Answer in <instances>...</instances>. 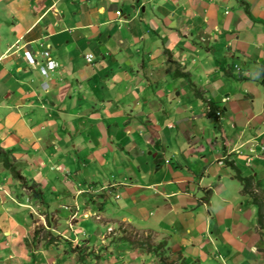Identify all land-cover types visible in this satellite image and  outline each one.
Segmentation results:
<instances>
[{"label":"crops","instance_id":"0c3cea01","mask_svg":"<svg viewBox=\"0 0 264 264\" xmlns=\"http://www.w3.org/2000/svg\"><path fill=\"white\" fill-rule=\"evenodd\" d=\"M0 151V264H264V0H0Z\"/></svg>","mask_w":264,"mask_h":264},{"label":"trees","instance_id":"16d2710c","mask_svg":"<svg viewBox=\"0 0 264 264\" xmlns=\"http://www.w3.org/2000/svg\"><path fill=\"white\" fill-rule=\"evenodd\" d=\"M182 76H185V75H182ZM4 153L3 152H1L0 151V158L2 159V163H3V166L6 168V169H8V170H10V172H11V174H12V176L14 177V179H17V180H23V178L20 176V174H19V172H17L13 167H12V165L11 164H9L8 163V161H7V158H6V155H5V157H1V156H4L3 155ZM236 171V170H235ZM236 175H237V178L239 179V182H242L243 184V190H242V194H247L248 193V191H249V188H251V185L249 184L250 182H249V179L247 178V179H243V178H241V176H240V174L236 171ZM262 214V212H261V210H260V212H259V216H258V225L260 226V228H262L263 229V219H264V216L263 215H261ZM43 229V228H42ZM42 229H36V233H37V230L38 231H40V230H42ZM41 232V231H40Z\"/></svg>","mask_w":264,"mask_h":264},{"label":"rangeland","instance_id":"374dc122","mask_svg":"<svg viewBox=\"0 0 264 264\" xmlns=\"http://www.w3.org/2000/svg\"><path fill=\"white\" fill-rule=\"evenodd\" d=\"M220 113V112H219ZM219 113H216V116L217 117H212L213 119L215 118H218V115H219ZM217 124L218 123H215V121H213L212 122V129H214V130H217ZM38 230L39 229H42L41 227H38L37 228ZM37 230V233H36V229H35V235L36 236H41V238H47L46 236H45V234H44V231H43V229L42 230H40V231H38ZM108 231V233H110L112 230L111 229H108L107 230ZM238 233H239V230H238ZM138 235V234H137ZM140 239H142L141 241L143 242V243H147L148 244V241H145V240H143L144 238H140ZM127 242H130V241H133V240H136L135 239V237H133V236H131V235H129L128 237H126V239H125ZM117 243V242H116ZM116 243H114V242H112V243H110V248L111 247H113ZM83 250V247L82 246H80V247H76V249H74V251H73V254H74V261H75V263L77 262L78 264L79 263H82L81 262V258L83 259V260H85L86 258H87V256H88V254L86 253V251L87 250H85V252L82 254V251ZM82 251V252H81ZM152 255V254H151ZM154 255V254H153ZM159 263V262H158Z\"/></svg>","mask_w":264,"mask_h":264},{"label":"built area","instance_id":"2783aa9c","mask_svg":"<svg viewBox=\"0 0 264 264\" xmlns=\"http://www.w3.org/2000/svg\"><path fill=\"white\" fill-rule=\"evenodd\" d=\"M117 15H119V13L117 12L116 13ZM86 62L87 63H91L92 61V56H86L85 58ZM39 70H40V73L44 76V77H48V75H50V73L54 74L55 73V70H56V67L55 65H53L52 62L50 61H46L45 63L42 64V66H39ZM42 88L44 90H46L48 88V84L47 82L45 81L44 83H42Z\"/></svg>","mask_w":264,"mask_h":264}]
</instances>
